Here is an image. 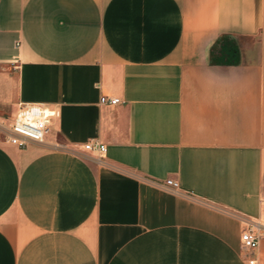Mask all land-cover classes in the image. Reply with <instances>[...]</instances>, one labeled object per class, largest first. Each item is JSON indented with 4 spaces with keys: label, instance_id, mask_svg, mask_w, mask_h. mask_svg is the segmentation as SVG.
I'll list each match as a JSON object with an SVG mask.
<instances>
[{
    "label": "crops",
    "instance_id": "1",
    "mask_svg": "<svg viewBox=\"0 0 264 264\" xmlns=\"http://www.w3.org/2000/svg\"><path fill=\"white\" fill-rule=\"evenodd\" d=\"M225 36L238 62L211 63ZM22 103L58 115L0 136V264H264L240 246L264 222V0H0V107Z\"/></svg>",
    "mask_w": 264,
    "mask_h": 264
},
{
    "label": "built area",
    "instance_id": "2",
    "mask_svg": "<svg viewBox=\"0 0 264 264\" xmlns=\"http://www.w3.org/2000/svg\"><path fill=\"white\" fill-rule=\"evenodd\" d=\"M120 102L117 97L101 96V105H116ZM57 111L39 103L20 104L11 124L9 125L6 141L15 147L23 148L27 143H42L50 130ZM85 151L94 153L96 160L100 161V155L106 151L105 146L97 140H89L83 144ZM165 186L173 191L178 190V183L172 179L164 182ZM264 241V222L257 219L243 221V229L240 233V246L245 251H253L260 242ZM256 260L251 259L248 264H255Z\"/></svg>",
    "mask_w": 264,
    "mask_h": 264
},
{
    "label": "trees",
    "instance_id": "3",
    "mask_svg": "<svg viewBox=\"0 0 264 264\" xmlns=\"http://www.w3.org/2000/svg\"><path fill=\"white\" fill-rule=\"evenodd\" d=\"M236 41L228 36L222 37L210 52V62L219 65H233L238 62Z\"/></svg>",
    "mask_w": 264,
    "mask_h": 264
},
{
    "label": "rangeland",
    "instance_id": "4",
    "mask_svg": "<svg viewBox=\"0 0 264 264\" xmlns=\"http://www.w3.org/2000/svg\"><path fill=\"white\" fill-rule=\"evenodd\" d=\"M12 118L10 117V112L5 108L0 107V136L6 137L9 125L12 122Z\"/></svg>",
    "mask_w": 264,
    "mask_h": 264
}]
</instances>
